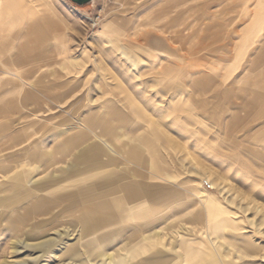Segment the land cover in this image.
<instances>
[{
    "label": "rangeland",
    "instance_id": "1",
    "mask_svg": "<svg viewBox=\"0 0 264 264\" xmlns=\"http://www.w3.org/2000/svg\"><path fill=\"white\" fill-rule=\"evenodd\" d=\"M260 1L93 0L78 6L71 0H27L48 35L41 43L47 56L33 62L39 67L36 79L68 85L56 86L51 96L35 87L39 103L19 98L17 110L0 115V148L16 143L1 131L8 124L24 132L22 143L53 146L56 133L87 132L91 142L117 150L113 168L118 175L138 180L141 170L146 182L177 195L175 209L146 234L150 249L138 257L125 241L133 221L121 222L105 244L91 250L84 247L80 225L30 240L0 221V264H145L154 252H172L171 243L195 237L211 249L216 264H264V141L248 138L264 134V117L241 111L245 127L228 129L231 112L210 117L200 104L211 98L212 89L229 87L234 90L231 103H241L242 85L232 86L220 75L229 69L237 73L251 55L241 53L237 42H246L248 49L258 44L264 32ZM43 17L60 29H49ZM19 25L9 19L6 28ZM16 64L0 53V69H16ZM202 75L221 81L197 89L192 78ZM110 106L111 134L86 123L94 114H106L101 118L107 122ZM207 110L215 112L212 105ZM135 147L144 153L143 164L128 157ZM20 163L8 177L0 173V182L30 169L34 182L28 187L61 176L54 167L42 172L45 165L39 161ZM60 168L71 173L80 167L68 161Z\"/></svg>",
    "mask_w": 264,
    "mask_h": 264
},
{
    "label": "crops",
    "instance_id": "2",
    "mask_svg": "<svg viewBox=\"0 0 264 264\" xmlns=\"http://www.w3.org/2000/svg\"><path fill=\"white\" fill-rule=\"evenodd\" d=\"M258 7L264 9V1H260ZM9 19L21 22L23 27L19 25L8 31L6 25ZM43 20L48 23L49 29H60L58 24L46 17ZM41 21L35 12L29 11L27 0H0V53L9 54L11 61L18 66V69H0V97L3 98L0 115L17 110L19 98L24 102L39 103L41 98L35 92V87L51 96L56 86L61 88L68 85L59 82L50 85L43 78L36 79L39 67L33 62L44 60L47 56L46 49L41 48V43L48 39V35L42 31ZM154 41L161 40L155 37ZM237 45H240L241 53L251 52V55L245 63L239 65L237 73L229 69L220 78H230L232 86L242 85L239 89L241 103H231L234 95L232 87L212 89L211 98L200 101L207 116L220 117L231 112L232 116L226 123L228 129L244 126L241 111H245L247 117H264V32L259 35L258 44L251 49H248L246 42H237ZM220 78L216 75L196 76L192 78V83L199 89L206 83L220 82ZM221 95L225 97L224 100ZM209 105L215 108V112L207 110ZM112 109L110 106L107 122L101 118L106 114L89 115L85 121L104 134H111ZM1 131L16 142L0 148V152H3L0 156V173L4 177L15 172L23 160L28 164L31 161L42 162L45 165L42 172L54 167L55 172L61 174L60 178L28 187L27 183L34 182V171L30 169L25 174L18 173L10 180L0 182V221L13 234L22 232V235L33 240L54 234L67 226L80 225L81 239L85 238L84 247L91 250L105 244L113 229L118 228L121 222L133 221L132 231L125 241L131 244L130 254L138 257L151 247L145 238L146 234L156 230L164 215L175 209L177 193L174 189L164 190L157 184L146 182L141 170L138 172V180H128L118 175L113 168L116 164L113 153H118L117 150L106 142H91L87 132L68 135L56 133L52 146L49 143H22L26 142V135L21 129L14 130L11 124L3 125ZM248 138L264 141V134ZM145 140L152 143L149 136ZM233 140L240 147L251 151L254 149L251 145L245 146ZM128 157L139 164L144 163V153L138 147L130 150ZM68 161L80 168L71 173L62 168L56 169ZM119 192L123 194L116 195ZM129 204L135 205L129 207ZM75 231L73 229L69 236L74 235ZM171 246L172 252H154L147 257L145 264H216L211 249L197 237L183 238L171 243ZM179 250L182 251L180 256L177 254Z\"/></svg>",
    "mask_w": 264,
    "mask_h": 264
},
{
    "label": "water",
    "instance_id": "3",
    "mask_svg": "<svg viewBox=\"0 0 264 264\" xmlns=\"http://www.w3.org/2000/svg\"><path fill=\"white\" fill-rule=\"evenodd\" d=\"M71 1L78 6H84L90 4L93 0H71Z\"/></svg>",
    "mask_w": 264,
    "mask_h": 264
},
{
    "label": "built area",
    "instance_id": "4",
    "mask_svg": "<svg viewBox=\"0 0 264 264\" xmlns=\"http://www.w3.org/2000/svg\"><path fill=\"white\" fill-rule=\"evenodd\" d=\"M205 184H206L207 186H209V187H210V185H209V183H208V182H205Z\"/></svg>",
    "mask_w": 264,
    "mask_h": 264
}]
</instances>
